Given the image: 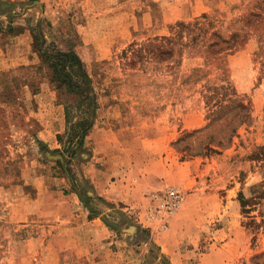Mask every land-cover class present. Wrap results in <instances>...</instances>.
<instances>
[{"label": "rangeland", "instance_id": "374dc122", "mask_svg": "<svg viewBox=\"0 0 264 264\" xmlns=\"http://www.w3.org/2000/svg\"><path fill=\"white\" fill-rule=\"evenodd\" d=\"M39 46L82 63L91 127L161 137L137 211L79 171L94 149L64 110L92 104L54 90ZM263 146L264 0H0V264H264Z\"/></svg>", "mask_w": 264, "mask_h": 264}, {"label": "crops", "instance_id": "0c3cea01", "mask_svg": "<svg viewBox=\"0 0 264 264\" xmlns=\"http://www.w3.org/2000/svg\"><path fill=\"white\" fill-rule=\"evenodd\" d=\"M119 128L121 131H112L110 125L101 123L88 130L85 139L93 145L94 154L80 164L79 171L91 182L95 196L120 203L126 210L137 211L141 192L157 181V162L153 153L156 155V143L161 137L146 139L149 143L144 144L141 136L129 130L132 132L130 139L124 140L121 139L123 125ZM134 139L139 144L133 143ZM141 171L147 174H140ZM95 221L99 223L97 217L85 218L88 224L93 225Z\"/></svg>", "mask_w": 264, "mask_h": 264}, {"label": "trees", "instance_id": "16d2710c", "mask_svg": "<svg viewBox=\"0 0 264 264\" xmlns=\"http://www.w3.org/2000/svg\"><path fill=\"white\" fill-rule=\"evenodd\" d=\"M177 27L180 29L190 28L189 25L184 24H177ZM195 31L201 30V28L192 26ZM179 29V30H180ZM198 37V35H196ZM210 38H213V41L207 44V48H211L218 40L216 33H211ZM195 38H191L190 41L194 40ZM172 45V44H171ZM155 46V45H154ZM159 45H157L158 47ZM160 49V48H159ZM37 52V56L40 62V67H43L45 71H47V75L49 77L48 83L52 84L54 90L59 91L63 90L65 95H71L72 97L76 98V102L80 105L82 102H89L91 103V113L88 114L89 116L80 118L74 122V124H70L67 118V110H64L65 116V123L67 125H71L70 129H72L75 136H78L79 141L84 137L85 132L89 130L92 126V118L94 110L96 109V105L91 98L93 95L91 94V89L89 88V79L87 78L83 65L75 55V53L70 49L65 52L60 51H49L46 49H41V47H37L35 50ZM171 51V47L168 49V52ZM92 101V102H90ZM242 108V106H241ZM78 133V134H77ZM261 157H264V146L259 149L258 153ZM241 209H244V203L242 200H239ZM253 223V222H252ZM256 226V224H254Z\"/></svg>", "mask_w": 264, "mask_h": 264}, {"label": "built area", "instance_id": "2783aa9c", "mask_svg": "<svg viewBox=\"0 0 264 264\" xmlns=\"http://www.w3.org/2000/svg\"><path fill=\"white\" fill-rule=\"evenodd\" d=\"M149 201L155 205L156 210H161L163 217L174 214L180 207L182 197L180 192L173 187H164L150 195Z\"/></svg>", "mask_w": 264, "mask_h": 264}]
</instances>
